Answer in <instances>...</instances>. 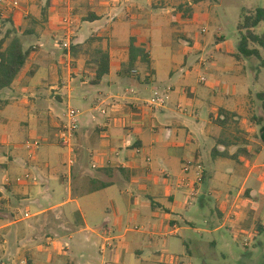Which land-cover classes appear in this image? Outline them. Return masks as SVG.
<instances>
[{
	"label": "crops",
	"instance_id": "obj_1",
	"mask_svg": "<svg viewBox=\"0 0 264 264\" xmlns=\"http://www.w3.org/2000/svg\"><path fill=\"white\" fill-rule=\"evenodd\" d=\"M157 9L156 0H0V40L11 32L4 30L9 25L30 51L11 88L0 92V264H185L181 258L191 253L193 240L188 233L197 229L191 208L205 209L207 165L216 166L224 156L238 155L248 175L237 197L217 201L219 210L211 215L237 225L253 212L263 222V212L246 207L253 200L241 198L244 190L254 198L261 184L264 173H256L264 169L258 163L263 145L254 151L217 139L226 124H216L214 114L204 127L181 119L166 103L159 110L145 105L157 74L154 32L163 29L154 25ZM170 22L180 21L171 16ZM68 24L74 30L70 52L63 48ZM132 39L150 63L139 60L128 74ZM103 54L109 73L99 80ZM172 91L156 93L168 100ZM73 104L81 115L71 153L59 133ZM244 105L248 101L218 114L237 119L247 112ZM180 127L187 130L185 140L172 141ZM36 142L39 147H29ZM117 186L121 191L115 194ZM209 191L217 194L213 186ZM22 203L35 213L17 219ZM32 218L34 223L25 224ZM133 220L158 230L130 235L144 234L123 228ZM57 237L68 238L65 248ZM155 237H164L162 245Z\"/></svg>",
	"mask_w": 264,
	"mask_h": 264
},
{
	"label": "rangeland",
	"instance_id": "obj_2",
	"mask_svg": "<svg viewBox=\"0 0 264 264\" xmlns=\"http://www.w3.org/2000/svg\"><path fill=\"white\" fill-rule=\"evenodd\" d=\"M156 3L158 9L152 11L155 15L154 25L160 24L163 29L160 34L156 33L157 30L154 32L152 47L157 74L154 83L148 86L157 89L150 88L145 99L154 96L156 92L163 94L167 87H171L173 91L168 95L166 107L173 109L181 119L200 123L204 127H208L212 114L214 122L219 125L221 116L218 111L236 110L241 107V102L248 101V106L244 105L247 112L241 113L237 119L230 117L228 124L219 134L216 133L215 137L231 145H249L254 151H259L258 145H263L260 138L261 127L254 117L264 116L258 98V94L264 91V50L258 45L255 46L261 51L260 59L253 57L239 62L236 56L241 39L239 25L242 12L264 8V0H156ZM168 9L174 11L167 14ZM172 14L182 26L178 25L179 23L171 24L170 18L174 17ZM4 30L13 33V28L9 25H6ZM255 32L257 35L264 34V22ZM134 88L138 89L136 86ZM234 90L236 94L232 97ZM189 99L192 102H189ZM141 104L144 105L143 102ZM69 108L80 111L75 104L69 106L66 112ZM108 110L113 111L110 107ZM173 133L172 141L185 140L187 136V130L183 127ZM237 146L233 149L236 150ZM55 151L66 155L67 150L55 145ZM237 158L238 155L235 158L224 156L218 159L216 166L207 165L206 205L204 210H200L199 204L191 208L197 212V229L188 233L193 240L188 241L191 253L187 252L186 256L181 258L185 264H264V218L261 223L251 212L240 224L236 225L231 220L224 225V218L211 215L215 208L219 210L217 201L222 203L230 196L233 199L237 197L248 175L246 165ZM258 163L264 164V150ZM263 173L264 169L256 175ZM262 177L261 184L256 186L254 198L250 195L251 191L247 190H244L241 198L253 200L250 207L246 206L248 210L264 213V174ZM212 186L217 194L211 196L209 190ZM115 191L119 193L121 189L117 186L114 190L117 194ZM17 208V219L25 217L26 213H35V209L23 206V203L17 205ZM110 213L109 216L114 220V214L108 210L107 214ZM35 221V218L28 219L25 224ZM114 226L118 229L117 225ZM126 226L135 232L138 230L144 233L130 235H150L158 230L153 229L151 224L134 220L123 228ZM181 226L188 225L182 222ZM217 227L222 228L214 234L207 232ZM123 230L117 231V234H122ZM155 239L162 245L164 237ZM67 240L68 238H59V247L65 248ZM196 245L201 248H196ZM62 254L65 255L64 252Z\"/></svg>",
	"mask_w": 264,
	"mask_h": 264
},
{
	"label": "trees",
	"instance_id": "obj_3",
	"mask_svg": "<svg viewBox=\"0 0 264 264\" xmlns=\"http://www.w3.org/2000/svg\"><path fill=\"white\" fill-rule=\"evenodd\" d=\"M264 22V8H258L255 11L243 10L242 19L239 25L241 39L238 46L237 59L239 61L248 60L250 58H261V51L264 50V34L257 35L255 30ZM15 34V35H13ZM259 46V48L255 46ZM30 55L29 50H25L21 38L17 32H9L7 36L0 40V92L11 88L21 71L24 69ZM148 65L149 57L143 48L136 46L135 40L130 41L129 61L125 67L128 74L136 70L137 63ZM109 73L108 57L102 55V59L97 64L96 76L101 79ZM258 98L262 104L264 112V91L258 94ZM220 116H224L221 124H227L230 119V113L221 111ZM255 122L261 127V141L264 145V116L254 117Z\"/></svg>",
	"mask_w": 264,
	"mask_h": 264
},
{
	"label": "built area",
	"instance_id": "obj_4",
	"mask_svg": "<svg viewBox=\"0 0 264 264\" xmlns=\"http://www.w3.org/2000/svg\"><path fill=\"white\" fill-rule=\"evenodd\" d=\"M13 5L15 7H18L19 2L15 1ZM69 24H68L69 29H67L66 31L67 35L63 43V48L68 52L72 50V39L74 34V30L72 29V24L71 26H69ZM166 100L167 98L165 96L155 93L154 96L150 97L148 100L145 101L146 103L145 105L149 110H159L165 105ZM80 115L81 113L79 110L74 108H69V110L66 112L67 122L63 125V128L59 133V140L62 146L69 149L71 153H73V141L75 138V134L79 129ZM29 147L37 148L39 147V143L36 142L34 144H30ZM186 171L188 172L189 170L186 169ZM25 178H29V175H27ZM197 196L198 194L196 193V191H194V193L191 194V199L196 198ZM26 216L28 217V214H26ZM21 264H29V263L24 260L21 262Z\"/></svg>",
	"mask_w": 264,
	"mask_h": 264
}]
</instances>
